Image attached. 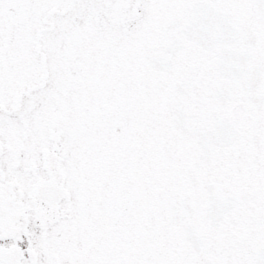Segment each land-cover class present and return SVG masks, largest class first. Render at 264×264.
Returning a JSON list of instances; mask_svg holds the SVG:
<instances>
[{
  "label": "snow or ice",
  "instance_id": "snow-or-ice-1",
  "mask_svg": "<svg viewBox=\"0 0 264 264\" xmlns=\"http://www.w3.org/2000/svg\"><path fill=\"white\" fill-rule=\"evenodd\" d=\"M0 264H264V0H0Z\"/></svg>",
  "mask_w": 264,
  "mask_h": 264
}]
</instances>
